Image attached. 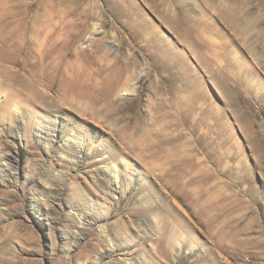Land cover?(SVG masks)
<instances>
[{
	"label": "rangeland",
	"instance_id": "rangeland-1",
	"mask_svg": "<svg viewBox=\"0 0 264 264\" xmlns=\"http://www.w3.org/2000/svg\"><path fill=\"white\" fill-rule=\"evenodd\" d=\"M4 2L0 264H264V0Z\"/></svg>",
	"mask_w": 264,
	"mask_h": 264
},
{
	"label": "bare ground",
	"instance_id": "bare-ground-1",
	"mask_svg": "<svg viewBox=\"0 0 264 264\" xmlns=\"http://www.w3.org/2000/svg\"><path fill=\"white\" fill-rule=\"evenodd\" d=\"M5 2L4 0H1V11H0V45L1 47H14L16 46L18 43H17V37H18V32H17V29H16V26H17V23L19 22L17 19H15V15L16 14H13L11 13L10 15H7L6 14V8H5ZM13 10V8H12ZM18 16V15H17ZM16 16V17H17ZM18 46V45H17ZM52 46V45H51ZM60 48V47H59ZM16 49V47H15ZM62 50V49H61ZM43 54V53H42ZM66 55V54H65ZM51 56V55H50ZM47 57V56H46ZM43 61V60H42ZM44 62V61H43ZM44 64V63H43ZM42 64V65H43ZM49 65V64H48ZM58 65V64H57ZM61 65V64H60ZM51 66V65H49ZM59 66V65H58ZM60 67V66H59ZM62 67V66H61ZM67 68V67H66ZM58 69V68H57ZM73 69V68H72ZM82 70L83 68H81V74H82ZM84 71V70H83ZM60 72V71H59ZM89 73V72H88ZM91 74V73H90ZM91 76V75H90ZM56 118V117H55ZM54 117H51V116H47L45 117V121L44 119L42 121L46 122V125L45 127L43 128H47V130H49V132H52L53 134H56L57 132L61 131V132H64V129L63 128V124L62 123H59ZM41 119V118H40ZM62 125V126H61ZM72 132V133H71ZM75 132V131H74ZM71 135H70V138L71 140L73 141H77L78 143L80 144H83V138H80L79 136H76L75 133H73V130H71L69 132ZM48 137H50L48 135ZM54 137H50V139H53ZM113 163V162H112ZM115 166V164H113ZM111 166V164H110ZM119 166V165H117ZM107 167V166H106ZM109 168V167H108ZM113 168V167H112ZM119 168V167H118ZM121 169V168H120ZM113 170V169H112ZM111 170L112 173H114L115 175L118 174L116 171L113 172ZM108 172V171H107ZM121 173V172H120ZM119 173V174H120ZM111 175V173H109ZM109 175V176H110ZM114 175V176H115ZM117 179V175L115 176ZM112 178V177H111ZM114 179V178H113ZM118 180V179H117ZM109 181V180H108ZM115 181V180H114ZM123 181V180H122ZM116 183V182H115ZM120 183V182H119ZM118 183H116L117 185Z\"/></svg>",
	"mask_w": 264,
	"mask_h": 264
}]
</instances>
